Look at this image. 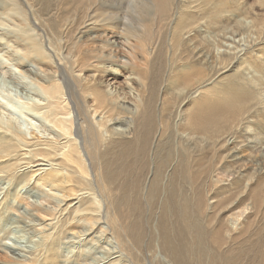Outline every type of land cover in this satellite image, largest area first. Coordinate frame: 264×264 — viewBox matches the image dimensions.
Instances as JSON below:
<instances>
[{
    "label": "rangeland",
    "instance_id": "374dc122",
    "mask_svg": "<svg viewBox=\"0 0 264 264\" xmlns=\"http://www.w3.org/2000/svg\"><path fill=\"white\" fill-rule=\"evenodd\" d=\"M15 1H13L16 5L13 7L15 15L6 17L0 12V37L5 41V43H0V139L9 138L8 144L12 146L9 148L8 144L2 143L0 147L2 154L4 151L7 153L0 159V264H31L34 260L36 264H55L49 252L39 255L38 259H35L33 253L39 248V234L62 228H67L77 236L63 237L61 242L55 245L58 248L56 251L60 252L58 256L60 254L59 257H62L61 259L66 264H77L74 263L75 256L79 252L85 254L88 251H90L88 257H90L82 258L83 262L85 261L84 264H106L107 262L103 263L102 258L99 259V255L103 252L107 257V251H109L108 258H111V263L130 264L132 260H129L130 258L117 248L119 247L118 240L116 241V237H113L110 232L106 209H104L103 200L98 192L95 191L94 197L100 204L99 219L97 215V219H94V215H78L74 219L78 224L69 226L73 216H70L69 210L79 208L87 201V198L81 199V202L78 199H69L71 197H68L69 194H66L63 189L51 187L40 180V172H45V169L51 166L52 161L47 159L39 161L35 157L39 155L38 151L41 147L58 146L62 148L67 146L65 150L70 149L73 144L71 142L77 137L75 109L71 98L74 96L73 89L69 88L70 85L60 70L55 55V50L63 41L61 25L66 16L75 8L77 0H32L33 8H35L31 7L33 10L20 0ZM202 2L205 5L203 9L207 19L203 38L210 50L208 51L210 62L208 61L201 68L195 62L193 54L188 51L185 53L186 56H182L183 59L180 61L182 65L179 63L177 57L185 51L180 29L183 24L196 20L198 13L195 10L188 11L186 6L182 7L181 0H170L171 9L163 19L159 20L157 16L155 17L159 28V35L155 38H159V43L161 40L166 42L157 47L162 56L157 57V53L155 54L154 68H158L161 63V70L156 75L157 77H152L150 84L153 87V99L158 101V106L153 111L150 120V128L153 131L159 126L165 127L166 125L164 118L168 102L159 86L165 78L168 79L166 76L172 66L180 72L186 69L189 74L185 70L183 73L189 75V81L192 83H196L201 77L207 79L204 87L194 92L190 101L178 111L177 132L183 135L184 139L187 138L188 144L191 143L192 147L179 149L178 153H174L172 149L166 150L167 147L164 150L162 147L159 149V167L155 168L154 181L148 182L147 196L144 198L139 194V185L143 181L145 169L138 163L131 166L133 169L131 167H124L122 170L113 169L114 175L109 174L108 183L112 184L118 176H121L120 174L126 175L125 197L117 201V204L115 202L114 205L128 204L134 212L136 210L131 216L133 218L129 217L127 220L132 224L134 241L139 242L141 239L143 242L146 240L144 228L146 226L151 228L154 209L158 207L157 194L162 189L158 181L161 179L162 166L178 154L176 156L178 161H176V167L178 168L172 171L173 174L171 172L174 178L172 177L170 189H168L171 201L162 203L157 210L156 227L160 234L163 235L161 224H164L166 220L168 207V210L172 212L171 228L174 229L175 240L179 245H184L186 249H191L193 258L202 260L211 248L212 253L219 260L241 262V257L249 253L250 260H247L248 263L244 260L243 264L256 263L253 258L259 264H264V160H261L264 159L262 157L264 156V135L261 122L264 118V42H260L258 32L249 30L258 22L264 24V0H202ZM98 4L99 10L96 14L102 26L99 30L101 44L91 39L87 31L74 37V40L78 42L74 48L76 72L82 79V89L87 91L83 93L90 95L89 105L93 104L94 99L105 100L107 90L112 92L110 96H120L119 99H129L131 103L138 102L149 83L144 74L148 65L141 57L144 51L140 46L141 37L146 35L140 32V37L135 36L137 35L135 30L143 20L145 2L144 0H99ZM52 11L55 13L50 15ZM176 11L179 14H175ZM110 13L124 17L130 28L134 30L133 33H127L129 37L132 36V38L128 37V44L122 40L125 44L121 45L123 57L122 72L117 76L119 85L110 81L113 72L103 71L101 73L100 70H95L99 66L109 68L112 65L100 64L98 61V59L107 58L108 55V52L104 51L108 49L104 45L108 39V23L105 24L102 20L106 19ZM167 16L168 21L165 20ZM172 17L175 19L174 24H170ZM34 18L44 23L47 31L39 28ZM10 24L13 25L10 26ZM27 26L31 27H29L31 33L37 41L36 50H31L29 44L23 39L21 31H17L20 27ZM13 28L16 30L13 31ZM150 32L153 35L155 28H150ZM68 34L72 38L73 29H70ZM50 45L52 50H50ZM228 61H233V67L231 66L226 71L218 70L216 65L218 62ZM152 62L151 60L150 64ZM168 81L169 79L166 84L170 85ZM120 86H122L121 89ZM180 88H183V85L181 87L175 85L174 93L184 95L186 90L183 88L182 91ZM50 93L53 95L50 96ZM247 112L253 115L250 124H245L242 120V116ZM128 123L127 125L131 126L130 121ZM61 127H64V131ZM257 129L258 132L261 130L258 136H256ZM202 131L205 133L203 140L200 135ZM223 133L229 134L231 138H228L229 142L237 139L243 144L238 152L242 158L241 162L246 163V170L249 171L247 177H244L245 181L240 182L241 180L233 174L234 164L225 158L222 160L223 152L214 146L216 137ZM34 150L37 152L35 156L33 155L36 153ZM249 153L263 155L253 156L255 160L248 162L246 157ZM256 157L262 163H257L259 160ZM37 163H42V165ZM78 166V172H82L81 175H77L80 182L94 189L93 178L87 177L83 165ZM254 167L257 168L256 173ZM39 168L41 171L35 173L34 170ZM139 169L142 170L141 173ZM71 202L73 206L75 203L76 205L70 207ZM43 206H48L52 212L42 210ZM11 216L25 217L24 219L31 221L32 226L19 227L12 224L9 222ZM140 225L141 227L143 225L142 233H140ZM137 226L140 228L138 229ZM242 234L249 239L244 245H239L244 238ZM146 243L147 241L144 243L145 247L149 245ZM61 245H66L67 248ZM115 248L117 251L114 250ZM157 248L158 251L152 246V251H150L152 255L147 253L146 256L153 257L157 252L166 256L168 253L161 242L157 244ZM187 254L188 251L183 255L188 258ZM97 255L98 259L95 258ZM161 255L157 263L163 261ZM165 258L171 259L170 254L168 253ZM163 264H168V262L165 261Z\"/></svg>",
    "mask_w": 264,
    "mask_h": 264
},
{
    "label": "bare ground",
    "instance_id": "6f19581e",
    "mask_svg": "<svg viewBox=\"0 0 264 264\" xmlns=\"http://www.w3.org/2000/svg\"><path fill=\"white\" fill-rule=\"evenodd\" d=\"M13 1H15V0H1L0 12L2 15L5 14L6 17H7V15L8 16L9 15L10 16L15 15V13H14L15 11H13L14 10L13 7L16 5L13 3ZM20 2L28 5L30 8L31 7L33 8V6H34L32 4L33 3L32 0H20ZM98 2H99V0H77L75 8L66 16L65 20H63V23L61 25L63 41H62V43L60 42L58 49L55 50V55H56L58 66H59L60 70L62 71L66 81L70 85L69 88L71 87L73 89V90L72 89H70V90H72L74 93V96L71 98H72V101L74 103V109H75V127H76L77 137L75 139L73 138L74 141L71 142L73 144H72L71 148L70 149L68 148L67 150H65V148L67 146L62 147V148H58V146L57 147L56 146L55 147H53V146L47 147L46 146V147L39 148L41 151L39 149H38L39 151L37 150L39 153V155H37V156H35V154H37V152L34 150L36 153H34L33 155L36 157V160H39V161L44 160L45 161V159H47V160L52 161V163L49 162L51 164V166L49 168L45 169V172H40V174H39L41 176L40 180H43L44 183L50 185L51 187H54L57 189H63L66 194L67 193L69 194L68 197H71L69 199H76V200L78 199V201H80L83 198H87L86 199L87 201L82 206H80L79 208H76V209L73 208L72 210H69L70 214H71L70 216L73 215L72 218L70 217L72 220L69 218L71 220L69 226H72L73 224H78V222L74 220L76 218V216H78V215H89V216L94 215L93 216V217H95L94 219H97L99 217L98 212H100V204L97 201V199L94 197L95 191L98 192V195L103 200V204H104L105 208H104V206H102V207L104 209H106V213H107L106 215H107V218H108L109 223H110V225H109L110 232L113 234V237L114 236L116 237V241L118 240L119 247H117L118 245L116 247L124 255L128 256L130 258L129 260H132V262L131 261L130 262L133 264H163L165 261L168 262V264H243L242 262L244 260H246V261L250 260V257L248 255L249 253H246L244 255V257H241V262L238 260H230V261L224 260L223 261V259L219 260L212 253V249L210 248L209 252L208 251L206 252L205 257H203L202 260H198V259L193 258L192 250L186 249L185 246L182 244L179 245V243L175 240V234L173 232L174 229L171 228L172 223H173L172 222V212H170V210H168V207L166 209V215H165L166 220H165L164 224H161L163 226V235H161L159 230L157 229V227H156L157 210L159 209V206H161L162 203H169V201H171L169 198V195H168V189H170L169 187L171 185V181H172V177H173L171 175V172L175 168L176 169L178 168V167H176V165H177L176 156L178 154L176 156H174L171 160L166 162L164 166H162L163 171H162L161 179L158 181V182H160V185L162 187L160 193L157 194V196H158L157 197L158 207L156 209H154L155 212L153 215V221L151 224V228L144 225V226H146V228H144L145 229L144 233H146V235L144 237H146V240H144L142 242L140 239L139 242H137V241H134V238H133L134 236H132L134 230L131 227L132 224L130 222H128L127 218L133 216V213H135L136 210L134 212L133 209L128 204L121 205V206H118V205L115 206L114 205L115 202H116L115 204H117L118 203L117 201H120L121 198L123 199L125 197L127 181H126V175L120 174L121 176H118V178H116L112 184H109L108 183L109 174L112 173L113 169L122 170L124 167H131L134 164L136 165V163L140 164L141 167H143V169H145V173H144L145 175L143 176L144 177L143 181L139 185V194H140V196H142V198H144L147 196L146 188L148 186V182L154 181L153 179L155 177V168L159 167V160H160L159 159V157H160L159 149L162 147L164 150L167 147L166 150L172 149L174 153H178L179 149H185V148H191L192 147L191 143L188 144L187 138L185 137L186 139H184L183 135H179V132H177L178 130L176 129V124H177V120H178L177 119L178 111L180 110V108L182 109L190 101V98L194 92L196 93V91H199L200 89H202L204 87V82H206L207 79L205 77L204 78L201 77L196 83H192L189 81L190 78H189V75H187L188 72L186 69H184V70L187 73L184 74L183 73L184 70H182L180 72V70H176L172 66L170 68V70L168 71V74L166 76V77H168V79L170 81V85L166 84V81L168 79L165 78V80L159 86L160 90H162L164 92V95H166L167 102H168L166 104V114H165V118H164L166 125H165V127L159 126V127H157V129L151 131V128H150L151 115H152L153 111L157 108L158 101H155L153 99V94H152L153 87L150 84L152 82V77L154 78L156 75H158L160 70H161V63H160V66L158 68H154L155 60H153V59H154V56L156 53H157V57L162 56L161 54H159V50H157V47L160 44H164L166 42L164 40H161V42L159 43V38H155L159 35V28H158V24L155 20V17L157 16L159 20L163 19L164 15L167 14L171 8H170V0H144L145 12L143 14V20L139 24L138 28L135 30V32H137L136 33L137 35H135V36L140 37V32H143V34L146 35V36L141 37L142 42H140V44H141L140 46H142L143 51H144V54L141 57H142V59H144V62L147 63V65H148L147 69L144 73L146 78L149 80V83L147 85L148 86L147 89L142 93V98L138 102L131 103L132 101H129V99L128 100H122L123 98L119 99L120 96H115V95L110 96L112 94V92L110 90H107V94L105 95V98H106L105 100L99 101L98 99H94L93 104L89 105L88 104V98H90L89 97L90 95H87V94L85 95V93H83V92H87V91H84L82 89V87H81V85H82L81 80L82 79H80V77H79L80 75L76 72L77 71L76 70L77 65H75L74 48H76L75 45H76L77 41L74 40V37H77L79 34L81 35V33H83V32L86 33V31H87L88 33H90L91 39H93L95 42L101 44V39H99V30L102 29V26H101V21L98 19V15L96 14V11L99 10L98 8H99L100 3L98 4ZM181 2H182L181 3L182 7L186 6L185 8H187L188 11L189 10L190 11L195 10L198 13L197 14L198 18L191 23L187 22V23L182 25V27L180 29V34H181V37L184 39L185 51L183 52V54L181 56H179L177 58L179 60V63L181 64L180 61L183 59L182 56L183 57L186 56L185 53H187L189 51L195 57V62L197 63V65L202 68L209 61L208 51H210V50H208V46L206 45L204 38H203V32H205L204 28L207 26V24H206L207 19H206V15H205V12L203 9L205 5L202 2V0H181ZM102 5H104V4H102ZM33 9H35V8H33ZM102 9H104V8H102ZM56 11L57 10H55V12ZM55 12L52 11L50 13V15L51 14L53 15ZM175 14H179L178 11H176ZM17 16H18V14H17ZM40 17H42V16H40ZM44 18H46V17H44ZM165 20L168 21L169 17L168 16L165 17ZM174 20L175 19H173V17H172L170 24L171 23L174 24L175 23ZM34 21H35L36 25L39 26V28L43 29L44 31H47L44 23H41L40 20H37L36 18H34ZM102 21H105V24L108 23V34H107L108 39L104 42V45L106 47H108V49L104 50V51L105 52L107 51L108 55H107V58L101 59V60L98 59V61H100V64L108 63L109 65L110 64H112V65L109 68L108 67L102 68L101 66H99L98 68L95 66L97 69L95 67L94 68H95V70H100L101 73L103 71H108V72L110 71V73L113 72V76H112V74H109V76H112L110 78V81H114V83H117L118 82L117 76L122 72L121 62H122L123 52H122L121 45H124L125 43L128 44L127 41H128L129 35H127V33H133L134 30L132 28H130V26L127 23V20L124 17H119V16H117L116 13H110L109 16L106 19H103ZM256 24L257 25H253L252 27H250L249 30L258 32L260 42L262 43V42H264V32H263L264 31L263 30L264 24L259 23V22ZM11 25H13V24H10V26ZM29 27L28 26L25 28L20 27L17 31H21V34H23L22 35L23 39L26 40L25 42L27 44H29V48L31 50H34V49L36 50L37 41H36V39L34 40V37H33L34 35H32L31 29H30L31 27L30 28ZM150 28H155V32L153 33V35L150 32ZM70 29H73L74 36H72V38L68 34ZM14 30H16V28H13V31ZM233 33H235V32H233ZM18 34H19V32H18ZM130 37L132 38V36H130ZM122 40H125L126 42L124 43V42H122ZM0 43H5V41L2 37H0ZM130 47L131 46H129V48ZM50 48H51L50 50H52V46ZM132 50H133V48H132ZM35 53H36V51H35ZM99 57H100V55H99ZM222 57H224V56H222ZM43 58H44V55H43ZM228 58L230 59L231 57H228ZM151 60L153 61L152 64H150ZM183 62H185V60ZM47 63H48V61H47ZM174 65H175V63H174ZM181 65H179V66L181 67ZM216 65L218 66V70L226 71L231 66L233 67V61L218 62ZM55 80H57V79H55ZM178 82H179V84H177ZM128 83H125V84H128ZM87 84L88 83H86V85ZM175 85L180 86V87H181V85H183V88L186 90L184 95H178V94L174 93V86ZM124 86L125 85H123V87ZM119 88L121 89L122 86H120ZM183 88H180V89L182 90ZM86 89L89 90L88 88H86ZM50 94H51L50 96L53 95V93H50ZM56 95H58V94H56ZM91 96H92V94H91ZM53 99H54V96H53ZM53 99H52V101H53ZM56 99H58L57 96H56ZM261 101H262V99H261ZM259 103H261V102H259ZM164 105H165V103H164ZM261 105H263V104H261ZM258 107H260V105H258ZM249 111H250V109H249ZM261 114H262V112H261ZM256 116L258 117V115H256ZM252 119H253V115L250 112L249 113L247 112V114H244L242 116L243 123H245V124H247V123L250 124ZM129 121L131 123V126L127 125V124H129L128 123ZM259 122H260V119H259ZM261 122L263 125L262 133L264 135V118L261 120ZM123 126L126 128H122ZM252 127H253V125H252ZM61 128L63 130L64 127H61ZM247 128H248V126H247ZM258 129L256 132V136H258L260 134L259 132H261V130L258 132ZM62 130H59V131L61 132ZM246 132H248V131H246ZM250 133H252V132H250ZM182 134H184V133H182ZM18 135H15V136L19 137L20 135L19 136ZM200 135H201L202 140L205 139L204 138V136H205L204 131H202ZM21 137L23 138V136H21ZM228 138L231 139L229 134H227V133H223V134L218 135L215 139L214 146H216L218 149L220 148L219 150L221 152H223L222 160H223V158H225L226 160H229L231 163L234 164L235 168L233 169V174L239 180H241L240 182H242V180H244V177H247V175L249 173V171L246 170L247 169L246 163L243 161L241 162L242 158L240 157L241 155L238 152V149H241L243 144L241 143V141H239L237 139H236L237 141L233 140V142H229ZM263 139H264V136H263ZM251 141H253V140H251ZM2 143L8 144L9 138L7 139L6 137H4V139H2V140L0 139V147L2 146ZM230 143H231V145H229ZM16 144H18V143H16ZM248 144H250V143H248ZM245 146L246 145H244V147ZM8 147L10 148L12 146H10L8 144ZM18 148L19 147L17 146V149ZM209 148H210V146H209ZM212 150H214V149H212ZM216 151L218 152V150H216ZM3 153L4 154H2L0 152V159L5 157V154H7L6 151H4ZM259 155H254V154L252 155L251 153H249V154H247L246 161L253 162L255 160V157H253V156H259ZM262 155L263 154H261L260 156H262ZM262 157H264V156H262ZM262 157H260V158H262ZM53 158H56V159L54 160ZM47 160H46V162H47ZM243 160H244V158H243ZM261 160H264V159L262 158ZM257 163H262V162H260V160H259ZM38 165H42V163H40ZM78 165H81V166L83 165L82 167H84L85 172L87 173V177L93 178L92 180L94 182V189H91L90 186L88 187V185L86 186V184L84 185L82 182H80L81 180L79 179L78 176L81 175L82 172L81 173L78 172V170H79ZM135 168H137V166ZM255 170H257V168L255 169V167H254V171ZM34 171H35V173H36V171L37 172L41 171V168L35 169ZM139 171H140V169H139ZM141 171H140V173H141ZM258 171H257V173L259 175ZM255 173H256V171H255ZM128 174L131 176L130 173H128ZM136 174H139V173L136 172ZM172 174H173V172H172ZM135 177H138V176H135ZM85 178H86V176H85ZM83 180H85L84 177H83ZM248 180H249V178H248ZM139 200H140V198H139ZM75 205H76V203H75ZM74 206L72 205V202H71L70 207H74ZM166 206H168V205L166 204ZM42 210L47 211V212L49 211V213L51 211V210H49L48 206L47 207L43 206ZM139 212H141V211H139ZM141 213H143V212H141ZM96 215H97V218H96ZM19 218L20 217L15 218V217L11 216V217H9V219H10L9 222H11L12 224H16L19 227H31L32 226V223L30 220L24 219L25 217L24 218L21 217L23 219H21V218L19 219ZM107 218H106V220H107ZM131 218H133V217H131ZM94 219H92V220H94ZM95 221L97 222V220H95ZM48 224L49 223H47V225ZM61 226L63 227V225H61ZM140 227H141V225H140ZM142 227H143V225H142ZM142 227L140 228V231H141L140 233L143 232ZM134 228H135V226H134ZM137 228H138V226H137ZM107 232H109V231H107ZM107 234H110V233H107ZM73 235L76 236V233L70 232V230H68L67 228H62L61 230L56 229L53 232L46 231L44 233L39 234V241H38L39 242L38 243L39 248L35 251V253L32 252L34 254L35 259H38L40 257L39 255H43L44 253L49 252L50 258H52L54 260L53 262L55 264H66L65 261L63 259H61L62 257L61 258L59 257L60 254L58 256L59 251H56V250H58V248H56L55 245L59 244V242H61L63 237L71 238V236H73ZM242 235L244 236V234H242ZM139 238H140V236H139ZM248 239H249V237H246V235H245L244 238L239 242V245H244L246 243V241H248ZM146 241H147V243H149V245L151 247L147 243H146V245H148V246L147 247L144 246L145 245L144 243ZM159 242H161V244L164 246V248L170 254V258H171V259H169L170 261L165 258L168 255V253L166 254V256H162L161 254H159L157 252L155 255H153V257H151L152 253H150V251H152V246H154V248H156V250H157L158 249L157 244ZM176 244H178V246ZM248 245L249 244H247V246ZM61 246L66 247V245H61ZM104 249H106V248H104ZM110 250L112 252V249H110ZM114 250L117 251L116 248ZM234 250H236V248H234ZM186 251H188V254H187L188 258L183 255L184 252H186ZM237 251H239V250L237 249ZM107 252H108L107 257H105L103 252H101V255H99V259L102 258L101 260L103 261V263L107 262L106 264H113V263H111L112 262L110 260L111 258H108L110 255L109 251H107ZM122 253H120V254H122ZM147 253H148V255H149V253L151 254L150 256H148L150 258H148L146 256ZM85 254H87V255H85ZM85 254L79 252L74 258L75 262L74 261L73 262L77 263V264H81L83 262L82 258L84 259L86 257L87 258L90 257V256L88 257V254H90V251H88V253H85ZM116 254H117V252H116ZM160 255L162 256L163 261L157 263V260H158ZM61 256H62V254H61ZM95 258L98 259V255L95 256ZM253 260L256 261V263H254V264H259L255 258H253ZM158 261H160V260H158ZM35 262H36V260H34L32 263L36 264ZM46 262H44V263H46ZM113 262H114V259H113ZM39 263H41V262H39ZM84 263H85V261L83 262V264ZM115 263H118V262H115ZM246 263H248V261Z\"/></svg>",
    "mask_w": 264,
    "mask_h": 264
}]
</instances>
